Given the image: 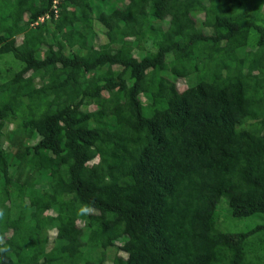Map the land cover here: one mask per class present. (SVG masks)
Segmentation results:
<instances>
[{
	"label": "trees",
	"instance_id": "16d2710c",
	"mask_svg": "<svg viewBox=\"0 0 264 264\" xmlns=\"http://www.w3.org/2000/svg\"><path fill=\"white\" fill-rule=\"evenodd\" d=\"M0 61V264H264V0H0Z\"/></svg>",
	"mask_w": 264,
	"mask_h": 264
},
{
	"label": "rangeland",
	"instance_id": "374dc122",
	"mask_svg": "<svg viewBox=\"0 0 264 264\" xmlns=\"http://www.w3.org/2000/svg\"><path fill=\"white\" fill-rule=\"evenodd\" d=\"M254 3V0H243V6L245 8H250L252 6V4ZM7 63L4 62V61H0V72H1V80H6L7 77H9L12 73H13V70H8L7 71ZM178 88L179 89H182L184 88L185 86V81L183 80H178ZM260 222V223H264V214H257V215H253L251 217H249L248 219H246V221L244 222L245 223V226L246 227H253L257 222Z\"/></svg>",
	"mask_w": 264,
	"mask_h": 264
},
{
	"label": "clouds",
	"instance_id": "9594fccd",
	"mask_svg": "<svg viewBox=\"0 0 264 264\" xmlns=\"http://www.w3.org/2000/svg\"><path fill=\"white\" fill-rule=\"evenodd\" d=\"M90 211H91V209L86 205H82L79 209L80 214L88 213ZM2 216H3V212L0 211V217H2Z\"/></svg>",
	"mask_w": 264,
	"mask_h": 264
}]
</instances>
